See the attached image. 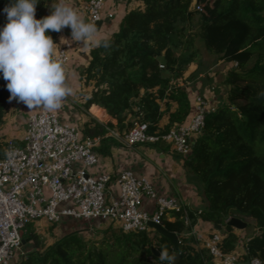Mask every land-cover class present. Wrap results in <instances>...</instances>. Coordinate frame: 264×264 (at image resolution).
I'll return each instance as SVG.
<instances>
[{
	"label": "trees",
	"instance_id": "obj_1",
	"mask_svg": "<svg viewBox=\"0 0 264 264\" xmlns=\"http://www.w3.org/2000/svg\"><path fill=\"white\" fill-rule=\"evenodd\" d=\"M142 1L145 9L124 16L119 30L105 39L109 46L91 52L83 73L86 87H92L85 108H103L108 120L102 122L113 119L117 124L92 120L83 134L101 139L98 153L103 156L121 145L110 133L123 137L136 123L147 124L150 133L165 134L186 123L194 112V100L178 83L203 49L215 62L237 63L223 82L229 87L227 101L206 116L203 134L196 139L185 166L200 181L205 203L200 219L223 228L224 252H234L241 242L235 229L227 225L228 217L235 216L255 229L246 243L245 259L258 258L264 264V0H199L201 10H192L194 0ZM56 2L40 0L36 18L50 15L49 7ZM7 3L0 0V26L7 23L2 11ZM59 33L48 34L57 42ZM201 68L200 62L199 71L189 81ZM212 91L220 93L219 88ZM165 98L178 108L170 114L169 125L160 129L165 115L160 102ZM11 101L6 81L0 78V128ZM5 146L0 143V160ZM189 216L191 226L185 224L182 213L174 214V223L163 222L168 232L180 237L176 264H214L208 250L196 248L193 237H184L198 221L193 212ZM109 232L113 241L105 239L100 247L73 232L45 248L28 227L23 238L34 241L37 250L21 264H169L152 249L160 255L162 250L176 255L171 240L154 230Z\"/></svg>",
	"mask_w": 264,
	"mask_h": 264
},
{
	"label": "built area",
	"instance_id": "obj_2",
	"mask_svg": "<svg viewBox=\"0 0 264 264\" xmlns=\"http://www.w3.org/2000/svg\"><path fill=\"white\" fill-rule=\"evenodd\" d=\"M115 1L120 0H90L83 8L84 17L98 24L108 3ZM197 10L201 8L197 6ZM60 33L67 35L56 55L66 69L77 41L71 40L70 27ZM215 110L204 96L197 95L194 112L186 123L175 125L165 134L150 133L147 124L136 123L123 138H116L129 148L167 145L186 162L196 139L203 134L206 116ZM100 146V138L85 137L79 127L62 122L54 111L42 108L28 116L22 142H7L5 156L0 160V264L14 263L24 231L40 220L52 224L64 217L106 220L118 225L124 234L149 233L153 230L151 222L164 226L168 212L174 211L182 213L185 224L191 226L189 212L176 200L158 196L149 179L131 171H123L115 178L110 174L93 175L91 169L99 163ZM146 198L155 201L154 214L142 210ZM196 235L193 229L189 232V237ZM224 239L225 235L216 231L204 241L203 249L215 263L263 264L258 258L246 260L247 249L245 253H225Z\"/></svg>",
	"mask_w": 264,
	"mask_h": 264
},
{
	"label": "crops",
	"instance_id": "obj_3",
	"mask_svg": "<svg viewBox=\"0 0 264 264\" xmlns=\"http://www.w3.org/2000/svg\"><path fill=\"white\" fill-rule=\"evenodd\" d=\"M89 1L90 0H66V2L71 7L75 8L84 19L86 18L83 14V8ZM144 9L145 5L142 0L109 2L103 20L97 24L98 32L95 38L101 41L111 38L112 35L119 30L120 23L126 14L135 10L143 11ZM109 14H113L114 17L109 19ZM66 35L67 34L59 33L56 42L57 50L64 43ZM96 48H98V46H93L92 44H82V42L76 43L75 49L71 54L70 63L65 69L66 82L72 89V94L62 102V107L59 110L54 111L62 122L77 126L82 131L85 125L92 120H98L105 124L109 122L115 125L117 124L113 119L108 122H102L108 120V113L103 108L97 106H92L88 110L85 108L92 87H86L83 73L90 64L91 52ZM207 57L211 58L213 56L202 53L197 62L190 66L184 79L180 80L179 84L184 85L181 87L187 89L192 101L197 95H201L208 100V103L213 108L217 109L227 101V98L225 99L224 97H228V95L219 93V96H216L215 93L211 91V86L214 82H210V80H214L211 75L212 73L215 74V72H217V75L219 71H221L219 70L220 67L224 64L230 67H228L227 70L235 69L236 64H226L223 61H218L215 62L213 66H209ZM200 62L203 65L200 74L193 81H189V77L199 71ZM223 86L229 91L227 85L223 84ZM160 104L161 110L165 115L160 121L159 127L160 129H164L170 123V114L176 112L178 105L167 98L161 101ZM42 108L43 107H33L29 109L22 102H18L17 99L13 98L8 107L5 123L0 128V143L6 144L13 140L20 144L25 133L28 116L39 112ZM109 136H114L115 138L116 136L121 137L118 132H111ZM99 156L98 165L91 169V173L95 176L110 174L115 178L123 171H131L138 177L149 179L158 196L176 200L185 211L189 212V214L193 212L195 216H197L196 214L200 211L202 212L205 208V203L201 196L199 179L188 172L185 162L181 157L174 155L167 145H138L129 148L121 144L118 147H113L110 155L103 156L99 154ZM113 192L116 195L117 188L115 185H113ZM156 209L157 207L154 200L148 198L144 200L142 206L144 212L154 214ZM174 214H176V212L169 211L166 219L172 223L176 222L177 218L174 217ZM197 217L198 221L192 227L197 235L193 238L197 242L195 247L203 249L204 241L210 238L213 232L218 231L223 233V228L220 230L217 226L202 221L200 216ZM233 217L235 216H230L228 219ZM31 229L39 236L40 243L47 248L73 232H80L84 234V236L97 238L111 230H119V226L106 220H82L64 217L57 225H50L46 220H40L31 224ZM245 231L246 230L235 229V233L241 237V242L236 249V251L240 253L246 252V243L249 241ZM184 237H189V232L184 234ZM23 240L24 243H22L20 249L16 252L18 260L15 261L14 259L13 264H21L29 253L37 250V245L34 241L29 238H23ZM214 264L219 263L214 262Z\"/></svg>",
	"mask_w": 264,
	"mask_h": 264
},
{
	"label": "clouds",
	"instance_id": "obj_4",
	"mask_svg": "<svg viewBox=\"0 0 264 264\" xmlns=\"http://www.w3.org/2000/svg\"><path fill=\"white\" fill-rule=\"evenodd\" d=\"M40 0H8L3 8L7 23L0 26V78L6 81L10 99H17L29 109L43 107L53 112L72 94L66 82L64 62L56 55L57 43L49 32L71 28V40L103 46L96 39L97 24L82 18L66 0H57L51 14L36 18ZM174 257L162 250L161 261L171 264Z\"/></svg>",
	"mask_w": 264,
	"mask_h": 264
},
{
	"label": "rangeland",
	"instance_id": "obj_5",
	"mask_svg": "<svg viewBox=\"0 0 264 264\" xmlns=\"http://www.w3.org/2000/svg\"><path fill=\"white\" fill-rule=\"evenodd\" d=\"M200 5V3H199V0H196V4H195V9L197 8V6H199ZM197 10V9H196ZM229 39H230V37H229ZM230 41H232V39H230ZM229 41V42H230ZM231 46V45H230ZM202 54V53H201ZM203 54H206L205 52H204V49H203ZM207 55V54H206ZM208 58V61H207V63H209L208 65L209 66H213L214 65V63H215V57H211V58H209V57H207ZM206 63V64H207ZM235 64H237V63H235ZM238 65V64H237ZM225 67V68H224ZM229 66H227V65H223V66H221L220 67V69L219 70H221V71H219V73L216 75V73L217 72H215V74H213L212 73V75L211 76H213V78H214V82H213V84H212V86H211V91L212 90H214L215 88H219L220 89V93H222V94H225V95H228V89H226V88H224V86H223V82L225 81V78H226V76H227V74H228V72L230 71V70H227V68H228ZM222 68V69H221ZM230 68V67H229ZM235 68H237V66H235ZM210 74H211V72H210ZM222 80V81H221ZM178 85L179 86H184V85H182V84H179L178 83ZM222 88H223V90H222ZM216 95V94H215ZM217 96V95H216ZM219 96V95H218ZM225 99L227 98V96H225L224 97ZM225 102V101H224ZM121 138H123V137H121ZM63 207H68V206H63ZM48 224H50V225H57L56 223L55 224H52V223H50V222H48ZM29 228L31 227V225L30 226H28ZM246 233V236L248 237V238H250V237H252L254 234H255V229H254V227H252V226H249L247 229H246V231H245ZM82 236L86 239V241H88L89 242V244H94L96 247H100L101 245H102V243H103V241L106 239V240H108L109 242H112L113 240L111 239V233L109 232H107L106 234H104V235H101V236H99V237H97V238H92V237H88V236H84V234H82ZM18 257H17V254H16V256H15V261H17L18 259H17Z\"/></svg>",
	"mask_w": 264,
	"mask_h": 264
},
{
	"label": "water",
	"instance_id": "obj_6",
	"mask_svg": "<svg viewBox=\"0 0 264 264\" xmlns=\"http://www.w3.org/2000/svg\"><path fill=\"white\" fill-rule=\"evenodd\" d=\"M195 4H196V0L193 1L192 4V10H195ZM227 225L236 229V230H246L248 228V224L245 223L244 221H242L239 218L233 217L231 218L228 222ZM149 226L154 229L159 235L164 236L168 239L171 240L174 249L176 250V255L174 257L173 263L172 264H176L178 262V260L180 259V240L178 238V235L174 234V233H170L166 230V228L164 226H160V225H156L154 223H150ZM220 230L222 229L221 226H217ZM22 243H24V240L22 241ZM152 251L154 253H156L157 255L160 256V254L158 253V251L153 248Z\"/></svg>",
	"mask_w": 264,
	"mask_h": 264
},
{
	"label": "bare ground",
	"instance_id": "obj_7",
	"mask_svg": "<svg viewBox=\"0 0 264 264\" xmlns=\"http://www.w3.org/2000/svg\"><path fill=\"white\" fill-rule=\"evenodd\" d=\"M154 230V229H153ZM155 231V230H154ZM178 238H179V240H180V237L178 236ZM180 246H181V244H180Z\"/></svg>",
	"mask_w": 264,
	"mask_h": 264
}]
</instances>
